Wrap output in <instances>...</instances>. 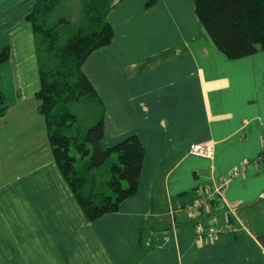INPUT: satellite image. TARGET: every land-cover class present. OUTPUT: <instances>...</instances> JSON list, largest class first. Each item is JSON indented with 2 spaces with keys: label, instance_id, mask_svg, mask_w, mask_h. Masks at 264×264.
Returning <instances> with one entry per match:
<instances>
[{
  "label": "crops",
  "instance_id": "0c3cea01",
  "mask_svg": "<svg viewBox=\"0 0 264 264\" xmlns=\"http://www.w3.org/2000/svg\"><path fill=\"white\" fill-rule=\"evenodd\" d=\"M37 1H0V47L11 49L0 87L9 107L0 118V264H132L149 219L161 230L138 264H264V52L228 59L193 0H107L115 37L84 72L105 106L107 144L136 135L145 158L136 196L89 222L38 109L41 41L26 21ZM194 143L213 144L215 157L190 155ZM220 184L217 209L197 227L198 189ZM210 227L221 233L206 238Z\"/></svg>",
  "mask_w": 264,
  "mask_h": 264
},
{
  "label": "trees",
  "instance_id": "16d2710c",
  "mask_svg": "<svg viewBox=\"0 0 264 264\" xmlns=\"http://www.w3.org/2000/svg\"><path fill=\"white\" fill-rule=\"evenodd\" d=\"M63 1L38 0L26 18L41 41L38 46L41 88L36 99L40 102L39 113L45 118L54 161L87 221L94 222L118 211L123 202L136 196L145 148L136 135L113 147L107 144L105 106L84 72V65L93 53L113 42L114 29L107 19L112 5L102 12L94 2L86 3V25L60 46L59 25L69 23L64 18L56 19ZM158 1L151 0L147 8ZM193 1L210 39L228 59L239 60L264 52V0ZM10 58V47H0V87L1 69ZM49 59L55 62L54 68H49ZM92 100L100 107L99 119L87 127L72 109L75 104ZM8 110L5 93L0 88V118ZM256 162L264 164V151ZM103 167L107 168L97 174ZM211 216L198 210L196 226H204ZM159 230L161 226L153 219L142 224L140 250L132 264H138L154 249L153 237Z\"/></svg>",
  "mask_w": 264,
  "mask_h": 264
},
{
  "label": "rangeland",
  "instance_id": "374dc122",
  "mask_svg": "<svg viewBox=\"0 0 264 264\" xmlns=\"http://www.w3.org/2000/svg\"><path fill=\"white\" fill-rule=\"evenodd\" d=\"M100 1H104L107 8L110 5L109 4L110 2L107 0H100ZM88 2H92V3L94 2L95 4V0H64L63 1V6L59 8L56 19L60 20L64 18L66 20H69V23L59 25L60 46L66 44V42L77 32L79 28L84 27L86 25V20L84 15H85V4ZM105 10H100V11L104 12ZM48 62H49L48 63L49 68L55 67L54 61L49 59ZM99 108L100 107H98V102L92 100L90 101V103L86 102L79 105L75 104L72 110L84 121L87 127H90L94 125L95 122L99 119V110H100ZM113 159H115V156H113L112 160ZM106 168L107 167H103L99 171H96V173L101 175V173Z\"/></svg>",
  "mask_w": 264,
  "mask_h": 264
},
{
  "label": "built area",
  "instance_id": "2783aa9c",
  "mask_svg": "<svg viewBox=\"0 0 264 264\" xmlns=\"http://www.w3.org/2000/svg\"><path fill=\"white\" fill-rule=\"evenodd\" d=\"M189 154L192 156H198L202 158L207 159H213L215 157V147L213 144H200V143H194L191 144L188 150ZM243 169H235L232 172V177H236L240 174H242ZM224 184L218 185L214 189L210 188H202L198 189L197 191V199L195 202V213L198 212V210H202L203 212L209 214L211 213V210H213V205L220 200L223 192ZM198 231L201 233L202 237V230L198 229ZM221 233L220 230H218L216 227H210L206 233V238L212 239L215 238L217 235Z\"/></svg>",
  "mask_w": 264,
  "mask_h": 264
}]
</instances>
